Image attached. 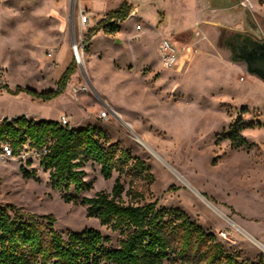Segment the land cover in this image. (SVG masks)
Instances as JSON below:
<instances>
[{"label": "rangeland", "instance_id": "1", "mask_svg": "<svg viewBox=\"0 0 264 264\" xmlns=\"http://www.w3.org/2000/svg\"><path fill=\"white\" fill-rule=\"evenodd\" d=\"M80 1L0 0V84L53 89L70 60L77 63L64 93L51 99L1 89L0 121L21 115L59 120L67 114L71 127L103 130L149 167L151 175L132 184L120 175L126 202L182 209L239 264L264 258V81L233 59L224 43L235 32L264 36V0H245L252 12L243 29L210 22L207 33L200 24L167 32L179 49L171 67L162 64L156 31L144 24L136 28L139 14L123 22L121 40L99 34L77 59L72 47L83 44L86 32ZM150 1L172 12L176 22L189 23L193 16L192 0ZM147 9L155 15L153 7ZM159 17L164 21L165 13ZM84 82L91 90L75 95L72 86ZM105 107L110 113L100 117ZM237 125L252 145L239 147L226 137ZM23 167L38 179L24 177ZM82 169L92 187L78 193L72 187L76 201L68 202L52 188L34 151L0 153V206L53 214L61 232L94 228L110 237L107 247H117L120 234L89 217L81 200L110 192L119 173L105 179L92 161ZM164 264L182 263L171 254Z\"/></svg>", "mask_w": 264, "mask_h": 264}, {"label": "trees", "instance_id": "2", "mask_svg": "<svg viewBox=\"0 0 264 264\" xmlns=\"http://www.w3.org/2000/svg\"><path fill=\"white\" fill-rule=\"evenodd\" d=\"M131 9L124 0L108 11L85 32L84 42L101 30L109 34L119 31L118 22L127 19ZM76 69L72 59L53 89L21 85L11 89L1 83L0 90L48 100L64 93ZM241 129L240 125L233 126L226 137L239 147L252 145ZM5 148L12 156L34 151L40 166L49 171L52 188L68 202L76 201V195L70 193L72 187L77 193L92 187L82 169L87 162L99 164L105 179L117 171L119 176L110 192L97 191L81 203L86 205L89 217L118 232L120 239L117 247H107L110 237L94 228L61 232L54 226L53 214L30 213L14 204L0 206V264H164L171 254L182 264H239L235 256L225 252L213 232L206 231L182 209L157 208L155 201L143 205L126 202L120 175L131 177L132 184L139 176H150L149 167L129 149L111 142L103 130L97 131L92 125L74 128L59 120L29 119L25 115L4 118L0 121V153H5ZM22 172L24 177L38 179L34 170L23 167ZM142 195L135 193L136 197ZM244 264H264V258Z\"/></svg>", "mask_w": 264, "mask_h": 264}, {"label": "crops", "instance_id": "3", "mask_svg": "<svg viewBox=\"0 0 264 264\" xmlns=\"http://www.w3.org/2000/svg\"><path fill=\"white\" fill-rule=\"evenodd\" d=\"M123 1L124 0H118L114 4L110 5L112 0H87L85 4L84 0H81L80 5L84 10L81 14L84 30L87 31L90 27L95 25L108 11L115 9ZM127 1L132 6V9L127 19L118 22L120 27L119 31L114 34H109L101 30L92 37L90 40L91 43L93 42L95 36L99 34H109V38L114 37L121 40L120 37L121 32L123 31V22L129 20L133 16H137V14H139L138 18L140 20L137 22L136 28L138 27V29H142L141 26L144 24L146 28L155 30L156 32L154 35L156 36V39L159 43V41L165 37L167 32L184 31L186 28L194 27L197 24H200V30L203 33H207L210 31V29H212L210 22L219 23L224 27H237L239 29H243L245 20H249V13L252 12L245 0H192L191 9L193 16L189 23H183L182 21L176 22L175 20L177 17H175L172 12L162 7L159 8L157 3L150 0ZM152 4H154V6ZM149 7H153V11L155 9V15L150 13V11L147 9ZM161 12L165 13V19L162 22H160L161 18L159 17ZM85 17H87V23L84 25L83 19Z\"/></svg>", "mask_w": 264, "mask_h": 264}, {"label": "built area", "instance_id": "4", "mask_svg": "<svg viewBox=\"0 0 264 264\" xmlns=\"http://www.w3.org/2000/svg\"><path fill=\"white\" fill-rule=\"evenodd\" d=\"M82 45H80L78 42H75L73 45V51L74 55L77 59H80L81 50H83V47L86 45L84 41H82ZM162 64L166 67H171L174 63L178 61V52L179 49L175 42L170 37H163L158 48ZM52 55V53H50ZM91 90L90 83L84 82L80 84H76L72 86V91L75 95H78L81 92H87ZM111 108L105 107V109L101 110L99 113L100 117L107 116V113H110ZM59 122L63 125L71 127V116L67 114L61 115ZM5 151H7L10 154L9 149L5 148ZM222 236H226L225 232H221Z\"/></svg>", "mask_w": 264, "mask_h": 264}, {"label": "water", "instance_id": "5", "mask_svg": "<svg viewBox=\"0 0 264 264\" xmlns=\"http://www.w3.org/2000/svg\"><path fill=\"white\" fill-rule=\"evenodd\" d=\"M243 36L247 37V41L241 45L242 55L234 56L233 59L244 61L248 72L264 81V37L256 38L251 33Z\"/></svg>", "mask_w": 264, "mask_h": 264}, {"label": "flooded vegetation", "instance_id": "6", "mask_svg": "<svg viewBox=\"0 0 264 264\" xmlns=\"http://www.w3.org/2000/svg\"><path fill=\"white\" fill-rule=\"evenodd\" d=\"M251 33L256 38H263L264 36H258L254 34L253 32H235L234 34H231L227 36V38L224 40V43L230 48L232 51L233 57L234 56H241V45L244 44L245 41H247V37L243 36L244 34Z\"/></svg>", "mask_w": 264, "mask_h": 264}, {"label": "bare ground", "instance_id": "7", "mask_svg": "<svg viewBox=\"0 0 264 264\" xmlns=\"http://www.w3.org/2000/svg\"><path fill=\"white\" fill-rule=\"evenodd\" d=\"M81 58H82V54H81Z\"/></svg>", "mask_w": 264, "mask_h": 264}]
</instances>
